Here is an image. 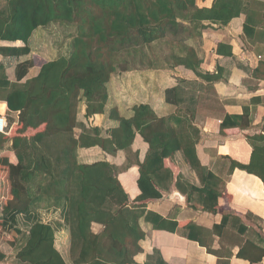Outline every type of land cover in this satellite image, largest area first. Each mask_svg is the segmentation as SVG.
Segmentation results:
<instances>
[{"label": "trees", "instance_id": "16d2710c", "mask_svg": "<svg viewBox=\"0 0 264 264\" xmlns=\"http://www.w3.org/2000/svg\"><path fill=\"white\" fill-rule=\"evenodd\" d=\"M198 1L5 0L0 10V40L22 41L26 46L3 47L0 53L4 57L29 55L33 33L51 24L72 26L77 35L69 57L46 61L35 56L16 67L15 81L9 79L4 65L0 67V103L7 104L10 114L18 115L9 118L6 131L0 133V151L12 143L15 156L0 155V262L8 258L4 251L8 246L17 251L19 264H68L55 245L56 232L64 224L70 229L73 264H137L135 257L143 251L140 242L146 238L140 225L143 217L156 230L187 228L191 230L188 238L196 240L192 233L195 225L165 220L147 212L144 203L163 197L155 176L164 168L165 160L179 151L203 185L192 187L200 199L203 197V210L217 213L221 197L227 199L225 206L229 205L231 197L221 188L224 182L201 165L195 143L185 144L171 120L158 117L148 105L136 106L129 119L121 116L118 108L112 109L109 116L119 126L105 135L99 128L79 136L76 133L81 125V104L87 105V118L107 114V86L113 76L137 70L135 63L142 62L143 57L139 55H145L153 45L163 44L168 49L167 69L183 66L213 84L221 80V68L218 73H201L202 61L187 43L196 37L198 29L206 28L204 21L226 26L241 11L235 10L238 2L234 0H218L212 8H199ZM245 34L250 35L246 26ZM217 53L232 56L233 50L219 43ZM35 67L40 68L39 75L23 82ZM177 93L178 88L166 91L169 104H177ZM242 119L227 116L222 130ZM137 134L150 149L144 163L136 154L141 195L131 205L120 170L107 162L80 164L78 150L99 147L113 156L120 151L130 154ZM249 141L253 146L250 163L230 160L229 175L240 169L264 183V135ZM131 162L129 159L130 167ZM47 199L62 209L65 222L54 226L36 220L21 243L24 232L18 227V217ZM231 217L225 216L213 231L225 226ZM95 225L102 231L95 232ZM246 230L244 227L242 232ZM251 247L252 243H246L238 257L252 264L262 262L264 250L254 258L248 254ZM159 264L166 263L161 258Z\"/></svg>", "mask_w": 264, "mask_h": 264}, {"label": "crops", "instance_id": "0c3cea01", "mask_svg": "<svg viewBox=\"0 0 264 264\" xmlns=\"http://www.w3.org/2000/svg\"><path fill=\"white\" fill-rule=\"evenodd\" d=\"M234 1L238 2L235 10L241 11L239 17L226 26L204 21L202 25L206 28L198 29L196 37L187 43L196 50L202 61L201 73L206 75L218 73L220 68L224 70L219 82H208L183 66L164 70L130 71L113 76L108 84L107 114L87 118L86 103L83 102L80 106L78 120L81 125L76 129L78 136L94 128L101 129L103 135L108 130L117 128L119 123L109 116L114 108H118L121 116L129 119L134 116L136 106H150L158 117L171 120V126L182 133L181 139L185 144L195 143L201 165L224 182L225 189L221 188L231 197L228 206H225L226 198H219V210L215 214L203 210V197L200 199V194L192 190V187L203 188V185L197 172L186 161L183 151L166 159L164 168L155 176L156 187L163 197L144 202L147 212L155 213L170 222L195 225L197 229L194 227L192 233L197 238H188L191 230L182 226L175 232L156 230L154 224L143 217L140 225L146 238L140 242L143 251L135 257L137 264H159L161 258L166 264H252L249 260L238 257L241 248L248 242L252 243L248 254L254 258L264 250V183L258 176L240 169L229 175L230 160L246 165L250 163L253 146L249 138L264 135V0ZM217 2L218 0H199L197 5L199 8H212ZM5 3V0H0V10L5 7ZM245 26L250 29V35L245 34ZM55 27V24H51L33 33L29 40L31 53L27 56L4 57L0 53L1 63L11 81L16 80L15 71L20 63L38 55L33 45L40 43L44 47L55 42L50 36L44 37L47 31H51V35L56 34ZM63 27L75 30L69 26ZM75 37L72 38L73 41ZM219 43L231 47L233 55L217 53ZM25 46L22 41L0 40V49ZM52 54L49 51V55ZM43 55L49 61L56 59L49 58L46 53ZM39 73L40 68H31L24 82ZM175 88H178L177 104H169L166 91ZM0 116L8 120L11 117L17 118L18 115L10 114L7 104L0 103ZM227 116H243L244 119L234 121L235 126L222 130ZM241 124L245 128H241ZM149 149V144L137 134L130 154L120 151L113 156L99 147L81 148L78 150V162L88 165L107 162L116 166L121 172V179L132 205L141 195L138 166L134 164L136 154L138 161L144 163ZM0 155H10L15 159L12 143L4 151H0ZM129 159L132 161L131 167ZM45 201L47 200L43 203ZM40 205L42 203L39 201L29 214L20 215L18 223L21 218L30 221L31 225L36 220L52 223L54 226L63 225V218L56 217L54 222L45 221L42 215L50 209L44 206L40 208ZM2 211L0 204V215ZM228 215L232 216L228 223L213 231ZM244 227L247 230L243 233ZM99 228L101 227L95 225L94 231L98 233ZM58 231L63 232L60 244L57 240L55 242L56 248L60 253L69 251L71 254L69 227L64 224ZM68 264H73L71 255ZM255 264H264V258L262 262Z\"/></svg>", "mask_w": 264, "mask_h": 264}, {"label": "rangeland", "instance_id": "374dc122", "mask_svg": "<svg viewBox=\"0 0 264 264\" xmlns=\"http://www.w3.org/2000/svg\"><path fill=\"white\" fill-rule=\"evenodd\" d=\"M55 25H56V27L54 28V31L56 34L51 35V31H49V32L47 31V34L44 35V37L48 36L47 38H49V36L52 37V39L55 40L54 43L53 42L49 43L50 46L45 45L44 47H42V45L40 43L33 45V49L35 50L36 54L40 55V57L46 61H49V60L45 57L46 55H43V53H46L48 55V57L51 59H53V58L58 59L62 56H68L69 57L71 55L70 53L72 51V45H73L72 42H74L72 40V38H74L77 35L76 30L67 29V28L63 27L62 25H58V24H55ZM72 28H74V27H72ZM39 34L40 33H38V35ZM49 44H47V45H49ZM49 51H52L53 54L49 55ZM38 55H36V56H38ZM139 56H143L142 62L135 60L136 61L135 65L137 68V70H135V71L167 69L166 66H167V63L169 61V59H168L169 55H168V49L163 44L153 45L152 48L147 49V51H145V55H139ZM152 64L154 66H151ZM43 201H41L42 205H40V208L42 206H44V207H46V209L47 208L50 209L49 212H45V214L42 215V218L45 221L54 222V221H56V219H55L56 217H58L59 219H62L64 217L63 211H61L60 208L55 207L52 204L53 201L51 199H47V201H45L44 203H43ZM39 210L43 211V209H39ZM18 227L24 232V235L21 236V243L24 244L25 243V235H27L28 231L30 230L31 223L27 219L24 220V219L19 218ZM97 231H99V232L102 231V227L99 228ZM62 232L63 231H61L59 233V231H58V233H57L58 235H56L57 236L56 240H57L58 244H60ZM5 250H6L8 258L5 261L0 262V264H19V262L16 259L17 251L12 249L11 247H8V246H7V248H4V251ZM61 254L66 259V261L68 263H70V255L71 254L69 253V251L67 253L61 252Z\"/></svg>", "mask_w": 264, "mask_h": 264}, {"label": "built area", "instance_id": "2783aa9c", "mask_svg": "<svg viewBox=\"0 0 264 264\" xmlns=\"http://www.w3.org/2000/svg\"><path fill=\"white\" fill-rule=\"evenodd\" d=\"M2 63L0 60V67H1ZM7 129V120L5 118H3L2 116H0V133H4Z\"/></svg>", "mask_w": 264, "mask_h": 264}]
</instances>
